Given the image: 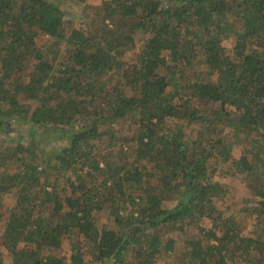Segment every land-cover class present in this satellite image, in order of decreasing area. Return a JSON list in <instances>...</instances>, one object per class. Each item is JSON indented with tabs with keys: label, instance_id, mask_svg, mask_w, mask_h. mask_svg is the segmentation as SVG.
<instances>
[{
	"label": "trees",
	"instance_id": "16d2710c",
	"mask_svg": "<svg viewBox=\"0 0 264 264\" xmlns=\"http://www.w3.org/2000/svg\"><path fill=\"white\" fill-rule=\"evenodd\" d=\"M70 1L83 0H0V127L8 119L32 124L12 172H5L8 158L0 160V195L16 188L0 235V264H85V247L92 264H154L174 242L161 229L182 231L185 223L203 219L210 223L199 224L201 236L187 240L192 264H235L236 252L249 264H264V236H242L234 218H221L213 197L224 185L206 173L211 159H233L241 136L250 140L256 150L237 164L253 173L250 186L264 212V161L260 171L255 165L264 154V0H100L99 36L69 30L75 17ZM136 30L147 34L140 59L124 69L120 83L126 87H114L105 75L121 67ZM38 33L55 43L67 37L70 44V56L54 73L35 45ZM231 37L227 49L223 40ZM100 47L113 54L98 59ZM29 59L34 63L25 81ZM188 75L191 83L182 90ZM108 95L107 103L96 104ZM125 119L134 120L136 135L129 139L139 154L124 167L110 160L111 153L100 161L94 142L104 136L109 143L123 141L114 126ZM168 119H181V130H165ZM183 123L198 133L185 137ZM44 127L58 128L67 140L54 154L35 139ZM225 127L234 138L223 135ZM123 148L116 151L121 160L128 158ZM147 154L157 158L150 174L158 184L145 181L147 169L139 162ZM51 173L57 178L49 179ZM58 178L68 182L63 199L55 194L64 185ZM170 191L177 193L175 202H169ZM46 199L54 212L48 218L42 213ZM105 207L116 209L117 228L98 227L96 214ZM127 208L128 214L118 213ZM64 237L72 239L68 263L44 253ZM131 243L146 247L143 258L136 260L137 253L129 259Z\"/></svg>",
	"mask_w": 264,
	"mask_h": 264
},
{
	"label": "rangeland",
	"instance_id": "374dc122",
	"mask_svg": "<svg viewBox=\"0 0 264 264\" xmlns=\"http://www.w3.org/2000/svg\"><path fill=\"white\" fill-rule=\"evenodd\" d=\"M69 7L75 15L71 23V27L69 28L70 31H72L71 29L75 28L77 30H82V32L87 36H93L95 35V33H98L96 34L97 36L100 35V28L104 27L101 20L104 11L102 5H100V0H83L81 2L70 1ZM108 21L110 22V20ZM129 24L130 22L127 24V26ZM127 26H124L123 28L126 29ZM133 36V46L120 57L122 61L121 67H114L105 75V79L113 83L112 86L114 85V87H126L125 83H123V85L120 83L123 79L122 73L124 72V69L126 67L138 62L140 59L139 54L144 47L147 39V34H144L140 30H136ZM66 39L67 37L63 38L61 42L55 43L54 37H49L44 33H38L35 38L36 47L40 51H42V53H44V57L46 59L48 58V61L51 63L52 73L57 71L56 65L58 63H63L65 59L70 56L68 54V48L70 47V44L67 43ZM233 42L234 38L231 37L230 39L223 40V45L227 47V49H229L233 45ZM100 50V54L97 55L98 59H105L108 54H113V52L110 53L105 47H100ZM52 55H54V57H52ZM182 60H184V63L190 62V60L188 59ZM168 61H170L169 58ZM26 62L29 64H27L23 73H26V75H24V79L25 81H28L30 78L28 73H30V68L32 67L34 62L33 59H29V61ZM196 67L198 68L199 66L196 65ZM168 70L165 69V67L162 68L163 73H168ZM94 75L99 76L98 74ZM182 81L184 83V87L181 88L182 90H184L188 85L187 83H191L189 82V75L187 77H184ZM106 89L110 91L108 92L109 94H112L111 92L116 93L113 90L109 89V86H106ZM126 91H129V88L125 90V93L127 94ZM111 98L112 95H108L106 99H98L96 104H102L99 102L107 103ZM131 120L125 119L124 124L117 123L114 126L116 129H118V131H116L117 138H121L123 139V141L109 143V140L104 136L102 141L97 139V141L94 142V152L100 161L103 160L102 157L111 153L112 157L110 158V160L114 164H118L120 165V167H124L133 161L136 153L139 154L138 150H136V146H133L132 141H130L129 139V137H133V135L136 133L133 126L134 120ZM180 123H182L181 119H168L165 122V130H181V126L179 125ZM31 125V122L27 123L19 119H8L4 122V125L0 127V150L4 154V156L1 157L0 160L8 158L7 161H5L4 166L5 172H8L7 174L12 172V170L14 169L13 161L19 155V152L16 151L18 145H27L29 143V139L31 138V136L27 131L31 127ZM183 126V134L185 135V137L195 136L198 133V128L196 126H186L184 123ZM42 129L43 131L38 132L37 136H35V139L36 141L42 142L44 144L43 146H41V149H45V153L54 154L55 150H59L57 149L58 146L67 144L66 138L60 136L61 131H59L58 128H51L46 130L44 127ZM221 130L223 131V135L234 138V131L229 127L222 128ZM255 135L259 138L261 136L259 133H255ZM236 137L238 138L239 135L236 134ZM241 137L239 142H235L236 144L235 146H233V159L227 161L217 160V162H215V159H211L207 164L206 173L211 177L212 180L218 179V182L224 185V187H222L223 191H220L221 194L213 197L214 204L218 211H220L221 218L227 220H229L230 218H234L236 227L240 229L239 234L242 236H264V212L262 211L261 206L258 203L259 199L261 198L254 194L253 189L250 186V181L253 173H249L241 166H239L240 164H237L238 161H245V159H250L251 157L248 156V153H250L251 150H256L257 147H252L250 140H245ZM127 140H129L130 142H128ZM126 141L128 143H126ZM120 147H124L123 151L126 152L125 157H128L127 159L125 158V160H121L120 153L116 152L118 149H120ZM262 155V158H259L255 161V165L257 166L258 171H264V168L260 169V167H263L262 162L264 161V154ZM153 156V154H147L146 159L148 160L143 159L139 162V164L146 166L147 170L144 175L145 181L147 182L148 180V183L152 182L158 184L159 177L157 175H154L153 173L150 174L152 167L155 165V160L157 159ZM48 178L52 179L57 177H55L54 173H51L48 174ZM58 182L63 183L64 185H60L57 188L55 194L63 199L65 198L64 196L66 195V191H69V189L64 188L68 187V182L62 178H58ZM96 185H98V183H96ZM98 187L100 189L102 188V186ZM15 190L16 188H12L8 192L0 195V235L5 226V222L8 219L11 208H13L15 205L16 194H13V191ZM168 194L169 195L167 196L170 199L169 202H175L177 193H172V191H170ZM42 197H44V195H42ZM45 198L46 197H44V199ZM43 205L45 206L42 209V213L44 215L43 217L48 218L49 213L54 214L52 208V199H50L49 201L47 200V203H44ZM64 211L65 210L63 209L62 212L64 213ZM114 211H116V209ZM114 211H112L110 208L105 207L100 213L96 214L99 228L118 227L117 223L114 221ZM128 212H130L128 208L127 210H118V213L121 214H128ZM54 219L56 223L60 221V218L55 217ZM203 222H206L207 224L210 223L208 219H203V221L201 220L199 224L202 225ZM199 224H188L187 222L184 224L183 229H181L182 231L177 230L166 232L165 229H161V233H166V236L173 239L174 242L172 244V248L166 250V252H163V257L156 258L154 264H192L190 255L187 253V251H190V247L187 245V240L201 236ZM137 227L138 226H134L131 229L136 233L139 229ZM222 228L223 227H220L219 225V227L216 228L217 233L222 234V232L224 231V229ZM145 232L153 231L145 228ZM71 240L72 239L67 237L62 238L60 246L56 249L47 246L46 249H44L45 255L47 253H52L64 256L65 260L68 263L70 255L69 241ZM211 242H213V240H211ZM22 244H20L19 247H23ZM130 246L131 250L129 252V259L130 257L135 256L137 253L139 254L136 256V260H138V258H143L144 250L146 248L145 246L139 247L136 243H131ZM86 249V247L83 248L85 264H92L93 256L89 252H87L88 250ZM3 257H5V260H2L3 263L4 261L5 263H9L11 261V256L9 254H4ZM234 260L236 262L235 264H249L245 260V256L239 252H236V254L234 255ZM96 264H99V262H97Z\"/></svg>",
	"mask_w": 264,
	"mask_h": 264
}]
</instances>
